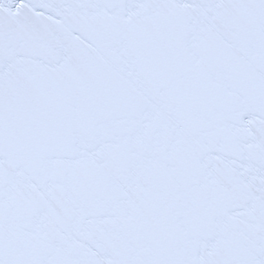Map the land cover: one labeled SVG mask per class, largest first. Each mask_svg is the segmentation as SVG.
Here are the masks:
<instances>
[{
	"label": "snow or ice",
	"instance_id": "1",
	"mask_svg": "<svg viewBox=\"0 0 264 264\" xmlns=\"http://www.w3.org/2000/svg\"><path fill=\"white\" fill-rule=\"evenodd\" d=\"M0 264H264V0H0Z\"/></svg>",
	"mask_w": 264,
	"mask_h": 264
}]
</instances>
